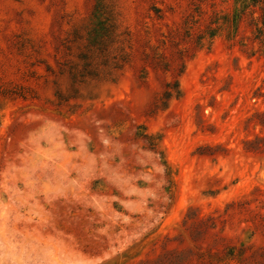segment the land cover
<instances>
[{"label": "rangeland", "instance_id": "rangeland-1", "mask_svg": "<svg viewBox=\"0 0 264 264\" xmlns=\"http://www.w3.org/2000/svg\"><path fill=\"white\" fill-rule=\"evenodd\" d=\"M243 10L0 0V264H264V26Z\"/></svg>", "mask_w": 264, "mask_h": 264}, {"label": "trees", "instance_id": "trees-1", "mask_svg": "<svg viewBox=\"0 0 264 264\" xmlns=\"http://www.w3.org/2000/svg\"><path fill=\"white\" fill-rule=\"evenodd\" d=\"M238 1L241 2L244 6V10L240 13L241 15H245L244 12H246L250 8L254 9V10H258L260 12L262 24L264 26V0H250L249 3H248V0H238ZM236 18H238V16H235L234 22L236 21ZM256 40L260 41L261 43H264V35H262L261 30H260L259 36L256 38Z\"/></svg>", "mask_w": 264, "mask_h": 264}]
</instances>
